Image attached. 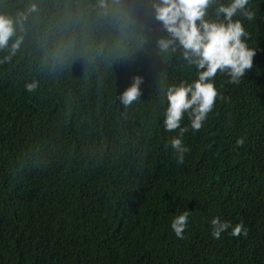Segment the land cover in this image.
I'll list each match as a JSON object with an SVG mask.
<instances>
[{
  "label": "trees",
  "instance_id": "obj_1",
  "mask_svg": "<svg viewBox=\"0 0 264 264\" xmlns=\"http://www.w3.org/2000/svg\"><path fill=\"white\" fill-rule=\"evenodd\" d=\"M103 3L0 0L14 28L0 48V264H264V0L242 20L252 68L214 76L182 165L161 102L196 69L159 49L167 33L147 0ZM134 75L140 95L125 106ZM185 209L178 238L169 225ZM213 216L247 231L213 239Z\"/></svg>",
  "mask_w": 264,
  "mask_h": 264
},
{
  "label": "clouds",
  "instance_id": "obj_2",
  "mask_svg": "<svg viewBox=\"0 0 264 264\" xmlns=\"http://www.w3.org/2000/svg\"><path fill=\"white\" fill-rule=\"evenodd\" d=\"M99 6L104 7L103 0H100ZM147 6L167 33L166 37L157 40L159 49L176 51L179 48L182 58L196 69V78L191 82L168 86L163 93L165 99L161 102H166L164 130L171 132L178 129L170 143L176 164L182 165L188 151L183 142L184 134L201 129L217 97L214 76L219 71L228 76L229 83L239 82L243 74L252 68L256 50L248 44L249 33L242 20L251 21L254 12L249 7V0H227L226 3L222 0H147ZM212 6L215 18L209 15ZM27 11H36V5L30 4ZM13 32V20L0 15V48L7 45ZM19 44L20 39L17 38L11 44V51H15ZM141 83L142 77L132 76L130 85L120 94L125 106L139 97ZM25 87L32 90L36 85L33 82ZM183 116L188 117V126H181ZM239 143L241 141L238 140ZM189 214L185 209L171 219L169 226L176 237L183 238ZM208 227L213 239H219L226 232L237 236L247 231L242 224L233 225L217 216L208 221Z\"/></svg>",
  "mask_w": 264,
  "mask_h": 264
}]
</instances>
